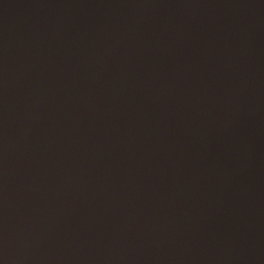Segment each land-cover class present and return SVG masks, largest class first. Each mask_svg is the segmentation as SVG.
Wrapping results in <instances>:
<instances>
[{
  "label": "water",
  "instance_id": "1",
  "mask_svg": "<svg viewBox=\"0 0 264 264\" xmlns=\"http://www.w3.org/2000/svg\"><path fill=\"white\" fill-rule=\"evenodd\" d=\"M0 264H264V0H0Z\"/></svg>",
  "mask_w": 264,
  "mask_h": 264
}]
</instances>
